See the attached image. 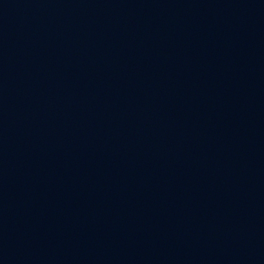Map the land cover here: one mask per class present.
<instances>
[{"label": "water", "instance_id": "95a60500", "mask_svg": "<svg viewBox=\"0 0 264 264\" xmlns=\"http://www.w3.org/2000/svg\"><path fill=\"white\" fill-rule=\"evenodd\" d=\"M0 264H264V0H0Z\"/></svg>", "mask_w": 264, "mask_h": 264}]
</instances>
